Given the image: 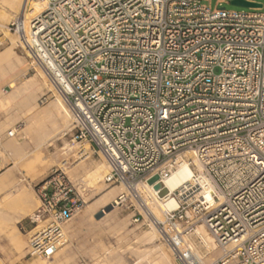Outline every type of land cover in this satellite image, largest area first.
I'll return each mask as SVG.
<instances>
[{
	"label": "built area",
	"instance_id": "2783aa9c",
	"mask_svg": "<svg viewBox=\"0 0 264 264\" xmlns=\"http://www.w3.org/2000/svg\"><path fill=\"white\" fill-rule=\"evenodd\" d=\"M230 1L25 0L6 26L69 105L71 141L106 159L104 183L126 187L116 204L147 211L179 264H264V3L219 6ZM188 153L194 174L158 219L136 186ZM34 192L26 255L48 258L85 200L57 167ZM198 222L222 250L213 262L195 252Z\"/></svg>",
	"mask_w": 264,
	"mask_h": 264
},
{
	"label": "rangeland",
	"instance_id": "374dc122",
	"mask_svg": "<svg viewBox=\"0 0 264 264\" xmlns=\"http://www.w3.org/2000/svg\"><path fill=\"white\" fill-rule=\"evenodd\" d=\"M216 1L210 0V5L215 6ZM261 2L264 3L263 0ZM219 6H223L226 9H247L232 5L230 2L221 3ZM262 11H264V8ZM12 18H14L12 14L4 10L0 3V88L5 89L4 92L0 89V137H3L7 130H14V135L4 141L5 145H7L4 146L3 143V145H0L4 149L3 154L5 155L4 158L2 157L4 156L3 154L0 155V166L4 164L0 167V207L8 212L16 211L19 209V206L16 207V204L9 205V199H11L9 198V194L10 192H14V194L22 193L27 198H24L26 201L25 210H27V215L15 224L16 230L14 231L12 223L0 214V264H31L36 261L39 264H126L130 261H136L133 259H136L137 256H139V259L142 258V255H146L153 245L164 241L160 238L159 234H155L152 226L138 215V212L140 214L142 212L136 202L132 199H127L118 205L116 210L117 214H113L111 212L112 205L108 204L109 200L93 204L101 194L91 196L90 192L87 191L84 194L86 195L84 198L85 205L64 228L66 242L57 248L54 254L48 258L26 255L27 237L29 235L27 237L25 236L29 234L33 226L29 222L28 216L33 213L39 203L34 192V186L51 168H63L44 158L49 151L54 153L56 151L55 149L62 146V143L58 141L49 147L48 151L34 150V145L31 144L33 143L32 136L30 137L31 132L29 131L33 129L34 124H27L25 121L31 115V113L26 112V103L23 100H14L2 106L3 102H1V99L3 94L15 89L21 81L30 79L35 73L33 70H28L27 75L21 74L17 75V77L10 78L9 72H6L7 61H15L14 58H16L14 55L9 58V53L6 49L9 46L18 44V41L16 44V40H18L17 36L15 38V36L9 34L6 28ZM14 49L19 61L23 63V61L28 59L20 46H16ZM41 95L43 93L37 92L31 102L34 106V111L40 109L42 106L38 101ZM54 97V95L49 96L47 101L52 100ZM62 122L63 120L59 119V123L64 125V122ZM66 139L71 144L77 143L71 141V133L66 135ZM88 148L92 152L88 161H91V158L92 161L102 160L101 156L99 158L96 153H93L90 145ZM74 168L78 176L83 174V169L80 166L74 165ZM117 185L119 184H108L107 187ZM84 195L82 194L83 197ZM5 199L7 200L4 201ZM28 199L31 201L29 202ZM2 200L4 201L2 202L3 204L1 203ZM90 205H92L91 216L84 221L82 220V216L85 215ZM147 233H149V236L152 233L154 234L155 239L153 242L145 240L148 237L146 235ZM7 234H13L17 240L15 238V242L13 241L14 239L10 242V240L6 239ZM194 237L193 234V239ZM171 256L173 262L176 264L172 252Z\"/></svg>",
	"mask_w": 264,
	"mask_h": 264
},
{
	"label": "bare ground",
	"instance_id": "6f19581e",
	"mask_svg": "<svg viewBox=\"0 0 264 264\" xmlns=\"http://www.w3.org/2000/svg\"><path fill=\"white\" fill-rule=\"evenodd\" d=\"M24 1L25 0H0V3L4 10H7L8 12H10V14H12V17H15L22 12ZM9 34H12L16 38V34L10 32ZM16 46L19 45L14 44L6 49L9 53V58H11L12 55L16 56V58H14L16 62L9 60L7 61V63L5 61L7 63L6 72H9L10 78H14V76L17 77V75L21 74L27 75L28 70H30L33 65L28 59L23 61V63L19 61L18 55L16 54V51L14 49L16 48ZM24 53L27 57V52L24 51ZM34 72L35 73L31 76L30 79L21 81L15 89L3 94L1 99V102H3L2 106H4L7 102H12L14 100H23L27 106L26 112L31 113L29 118L25 121L27 124H34L33 129L29 130L31 132L30 137L32 136L33 140V143L31 144H33L35 148L33 149L48 151L49 147L53 146L58 141H61L62 146L58 149H55L56 151L54 153H51L49 151L47 156H45L44 158L50 160L51 163H55L63 167L67 175L74 180V182L78 186L79 191H81L83 195L86 193V191L90 192L91 196L101 194L93 204H96L100 201L105 202L109 200L108 204L112 205L111 212H113V214H117L116 210L118 205L116 204V198L121 194H123V196H126L128 194L126 187L123 184H119L114 187H107L108 184L103 182L104 176L108 171L107 161L102 156V154H99L98 156L99 158L101 156L102 160L92 161L91 158V161H88V158H90L92 152L88 148L89 143L87 141H76L77 143L74 144H71L67 141L66 135L71 132L72 128V115L69 111V105L65 100H63L53 91V86L50 79L46 75H44L39 68L35 67ZM0 89L2 92L5 91V89L3 88ZM47 91H52V94L50 96L54 95L55 97L52 98V100L43 103L40 109L34 111V106L31 102L35 97V94L37 92H41L44 94ZM59 119L63 120L64 125H61L59 123ZM10 135H14V130H7L6 134L3 137H0V145L4 144V146H6L7 144L5 145L4 141L9 139ZM3 152L4 149H2L1 147L0 155H2ZM2 157L4 158L5 155ZM190 158L194 160L192 154L190 153L181 154L178 156L175 168L171 169L168 175L159 179L157 172L155 171L146 176L144 181L137 184L136 191L143 198L146 209H148V211L154 214L158 219L162 218V215L165 211L177 208L179 203L177 199L172 196V193L175 192L178 186L186 182L194 174L193 167L188 164V160ZM74 165L80 166L83 169L82 175L78 176V174L75 172ZM165 166L166 165L161 166V168ZM23 196L24 195L22 193L14 194V192H10L9 194V198H11L9 199V205L16 204V207L19 206V209H17L16 211L8 212L4 208L0 207V214H2V216H4L6 220L12 223L14 231L16 230L15 224L27 215V210H25V199L27 198ZM85 196L86 195H84V198ZM6 200L7 199H5L4 201ZM4 201L2 200L1 203ZM91 206L92 205H90L89 209L86 210L85 215L82 216V220L85 221L91 216ZM139 209L143 214L144 220L148 221L147 211L141 208ZM148 223L152 226L155 234L158 235L156 227L152 223ZM28 235L29 234H26L25 237H27ZM146 235L148 236L145 239L146 241H154L155 238L153 233L150 236L149 233H147ZM194 236V240L197 245L195 252L203 259L205 263L213 262L222 255V250L216 245L212 235L209 233L208 229L202 222L197 224L194 231ZM15 238L13 234L6 235V239L10 240V242L13 239V241L15 242ZM142 256L143 257L140 259L139 256H137L136 259H133L136 261H130L126 264H175L171 256V250L169 249L168 245L162 241L153 245L148 250V253L146 255L143 254ZM174 260L176 261L175 258ZM31 264L39 263L36 261L32 262ZM176 264L179 263L176 261Z\"/></svg>",
	"mask_w": 264,
	"mask_h": 264
},
{
	"label": "water",
	"instance_id": "95a60500",
	"mask_svg": "<svg viewBox=\"0 0 264 264\" xmlns=\"http://www.w3.org/2000/svg\"><path fill=\"white\" fill-rule=\"evenodd\" d=\"M230 4L235 6H241V7H260L261 4L258 3H252L245 0H231Z\"/></svg>",
	"mask_w": 264,
	"mask_h": 264
}]
</instances>
